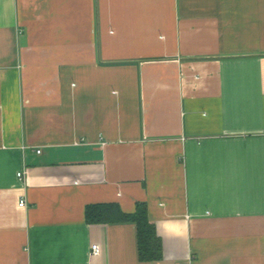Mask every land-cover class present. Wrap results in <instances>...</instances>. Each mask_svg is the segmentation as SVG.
<instances>
[{"label":"crops","instance_id":"1","mask_svg":"<svg viewBox=\"0 0 264 264\" xmlns=\"http://www.w3.org/2000/svg\"><path fill=\"white\" fill-rule=\"evenodd\" d=\"M0 264H264V0H0Z\"/></svg>","mask_w":264,"mask_h":264},{"label":"trees","instance_id":"2","mask_svg":"<svg viewBox=\"0 0 264 264\" xmlns=\"http://www.w3.org/2000/svg\"><path fill=\"white\" fill-rule=\"evenodd\" d=\"M83 216L88 223H133L137 227L136 242L139 259L151 261L161 257V239L154 223L148 217L145 202H136L132 212H125L116 202L91 203L85 206Z\"/></svg>","mask_w":264,"mask_h":264},{"label":"built area","instance_id":"3","mask_svg":"<svg viewBox=\"0 0 264 264\" xmlns=\"http://www.w3.org/2000/svg\"><path fill=\"white\" fill-rule=\"evenodd\" d=\"M38 150H39V149H38ZM38 150H37V151H38ZM22 175H23V173H22L21 171H18L16 177L21 178V177H23ZM24 204H25V200H24V199H20V201L18 202V205H20V206H24ZM90 253H91L92 255H97V254H99V246H98L97 243H92V244L90 245Z\"/></svg>","mask_w":264,"mask_h":264}]
</instances>
